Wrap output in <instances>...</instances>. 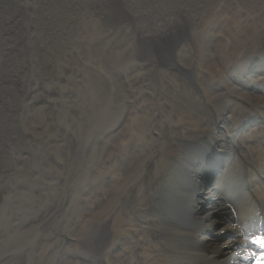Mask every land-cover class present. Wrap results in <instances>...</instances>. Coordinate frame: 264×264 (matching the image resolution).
I'll return each instance as SVG.
<instances>
[{"label":"bare ground","instance_id":"obj_1","mask_svg":"<svg viewBox=\"0 0 264 264\" xmlns=\"http://www.w3.org/2000/svg\"><path fill=\"white\" fill-rule=\"evenodd\" d=\"M112 1L125 2V0ZM141 2L143 0L136 2L135 14H127L124 9L120 10L114 5L116 12L113 19L126 22L128 19L131 21L133 18H140L141 22L138 20L134 22L137 23L139 31L143 32L137 45L146 57L154 60L158 70L156 72L163 83L160 84L163 89L158 97L167 117L162 121L161 130L163 132L169 130V135L163 143H160L156 151L149 154L143 150L138 162L146 161V163L137 173L128 176L127 172H122L117 180L114 176L112 179L115 183L105 191L110 194L119 192L121 201L127 200L126 195L131 191L140 192L137 194L133 192L132 200H127L129 208L136 200L130 212L127 208H122L123 223L126 232L130 235L134 233L135 228L131 224L133 217L143 214L142 225L136 226V232L146 238V243L140 239L137 241L138 245L131 243L127 251L128 262L133 257L138 264H165L163 255L157 259L155 249L150 248L153 245L151 241L157 239V236H164V233L156 225L158 220L153 217L150 220L149 216L152 211H167L171 214V218L159 219L166 220L165 225L168 230L173 231L169 237L175 239L177 247L185 254L195 257L192 264H210L209 256L220 251L224 262H233L240 253L251 252L260 258L256 264H262L264 252L255 254V247L250 244L252 240L247 237L250 236L249 232L253 228L256 229V235L257 233L261 235L264 230V180L255 179L256 181L249 185L244 173H247L249 160L259 163L257 166H260L264 173V0H145L144 5ZM225 3H227L226 9H224ZM91 6L92 4L87 0H0V187L2 188L0 206L11 205L0 212L5 220L4 223L6 221L9 223L11 219L15 220L17 214L12 215V210L26 203L25 201L22 204L24 202L22 195L26 194L29 185L34 184L35 180L40 183L37 190H32L36 196L32 205L28 207L29 211L20 213L19 219L15 220H21V225L17 227L23 231L26 228L36 230V233L41 232L46 227L48 229L52 226L50 220L58 223L62 216L65 203L63 200L66 196L62 197L60 202L59 198L53 200L54 203L50 207L48 201L40 202L36 206L38 204L36 200L44 199L46 194H50L47 193L48 188L55 189L59 183L51 177L55 170L58 172L62 169L61 164L56 161L54 154L52 160L49 159L44 149V157L53 163L52 169L37 171L28 166L33 150L48 146L53 148L52 144L56 140L50 135L46 134L44 136L46 141H43L37 140L34 134L41 124L38 121L56 123L54 113L63 98L58 97L60 94L52 90L46 94L42 93L44 82L46 80L49 82V75H54L52 72L55 69V63L48 57V51L46 53L43 51L50 45V48L58 50L59 43L72 36L70 25L73 22L77 23V19H83L85 12L88 13ZM97 13L100 15L101 11L98 10ZM150 17L154 19L149 21ZM221 18L223 23L219 21ZM68 43L69 39L63 42L65 47ZM138 46H134V50ZM195 63H197L196 72L200 84L198 90L195 89V93L189 95L185 90L186 83L191 82L189 75L193 74L190 70ZM173 74H178L176 78H180V83L168 79L167 76ZM219 74L222 77L220 80L217 78ZM53 75L51 77L55 80ZM58 83L63 84L57 81L56 85ZM175 84H179L178 87ZM52 85L55 86L53 83ZM62 93L66 95V91ZM112 96L116 99V94ZM192 101L202 103L200 107L212 108L215 112L214 117L208 115L206 111L192 112L190 109L193 106ZM41 105L43 107L38 110H51V113L39 120L37 115L33 118L28 117L35 106ZM113 108L119 107L113 106ZM100 110L95 106V111L105 115V112ZM108 114L114 115L110 112ZM24 115V122L30 124V132L28 129L25 132L17 130V120ZM27 117L32 120H27ZM133 124L134 119H131V125L120 130L118 137L112 139L106 147L108 145L111 147L113 141L118 143L121 137L130 132ZM219 125H228L231 127L228 133H236L239 147L234 152H231L224 142L218 147L217 144L204 145L199 141L200 137L211 135L212 129ZM40 127L43 128L42 124ZM245 127H248V130L241 132ZM146 129L148 130L149 127L146 126ZM147 134L149 138H142L140 142L150 147L156 143L154 139L152 140L155 136L153 129H149ZM227 137L228 135H225V138ZM233 138L235 139L234 135ZM69 141L73 143V140ZM169 141H172L173 147L178 151L184 148L185 152L190 151L191 155L185 163V170L178 173V180L171 187L169 183L168 188L165 189L159 183L164 179L171 163H176L178 159L174 150L168 151ZM245 142L253 150V157L245 150L248 148L241 149V143ZM60 144L61 141L56 142V145ZM117 155L121 156L120 152L116 154L113 152L101 167L111 164L114 166L119 160ZM217 156L225 157V162L222 160L219 163L220 169L211 172L212 178L220 173L215 184L211 186L216 187L217 195L227 199L223 200V207L236 218L225 221L218 230L231 229L227 239L220 244L206 242L205 245L204 230L214 229L215 222L208 210L196 211L193 181L204 179L205 170L210 169ZM155 161L158 162L157 171L152 170ZM23 170L27 171L25 179L29 178L25 185H20L19 182L11 188L12 190L3 188L15 183V179L21 176ZM151 171L154 172L151 178L143 179V174H147L148 177ZM54 177L57 178V175ZM139 179L141 183L149 180L141 190ZM210 190L215 191V189ZM15 192L21 203L10 204V196ZM56 202L58 204L55 206ZM73 205L70 207L71 212ZM245 209L247 214L242 217ZM210 211L213 212L212 209ZM27 221L31 223L22 225ZM3 228L2 225L0 230ZM107 237V233L104 235L96 233L95 238L91 236L89 239L90 244L101 246L100 243H103ZM35 244L42 245L46 250L52 243L47 244L44 236H39ZM52 247L51 245L49 249L51 250ZM160 249L164 254L165 249ZM66 255L68 256V253Z\"/></svg>","mask_w":264,"mask_h":264},{"label":"rangeland","instance_id":"obj_2","mask_svg":"<svg viewBox=\"0 0 264 264\" xmlns=\"http://www.w3.org/2000/svg\"><path fill=\"white\" fill-rule=\"evenodd\" d=\"M137 1L141 0H125L123 3L119 1L114 3L112 0H87V2L92 4L90 11L88 13L85 12V18L77 19V23L73 22L70 25L72 31L70 35L72 36L63 40V42H67L69 39L68 46L65 47V44L61 42L59 43L61 48L59 47L58 50L53 47L50 48V45L43 51V53L48 51V57L55 63L54 71L50 70L54 73V75H51H53L55 80L49 75V82L47 80L44 82L42 93L46 94L52 90V92L60 94L58 97L63 98H61V105L54 113L56 123L38 121L43 128L40 127L41 124L36 123V125H39V130L35 132L34 136L37 137V140L46 141L44 136L47 134L54 138L56 142L61 141V144L56 145V142H53V144L51 143L53 148L48 146L36 151L33 150L28 166L37 171L51 170L53 163L50 160H46L43 151L46 149L48 158L51 160L54 154L62 169L58 172L55 170L51 178L59 181V183L55 186V189L48 188L47 193L49 192L50 194H46L44 199H37L38 204L36 203V206L40 202L48 201L47 203L50 207L54 203L52 202L53 200L59 198L60 202V199L66 196L63 200L65 203L58 223H53V220H50L52 226L48 229L46 227L38 233H36V230H27L26 228H24V231L20 230L17 226L21 225L22 222L21 220H15L19 219L20 213L29 211L28 207L32 205L36 196L32 190H37L40 185L37 180H35L34 184L31 183L29 185L30 188L25 191L26 194L22 195L24 198L22 204L25 201L26 203L22 206H17L18 208H15V212L12 210V215L17 214L14 217L15 220L11 219L9 223H6L7 221L4 223L5 220L0 215V227L2 225L4 227L0 230V264H138V261L133 257L128 262L127 251L131 243L134 242L138 245V239L146 243L145 236L136 232V226L142 225L143 214L133 217L131 224L135 228L132 235L126 232L122 219V208L125 207L130 212L136 204V200H134L133 205L129 208V201H127L132 200L131 196L134 191L127 193V200L123 201H121L119 192L105 193L107 189L112 187L111 184L115 183L114 179H112L114 176H116L117 180L122 172H127L128 176H133L134 172L137 173L146 163V161L144 163L138 162L143 150L149 154L154 150L156 151L160 143H163L169 135V130L165 132L161 130L162 121L167 117L164 109L161 108L162 102L158 97L163 89L160 84L163 83H161L159 74L156 72L158 70L155 67L154 60L146 57L137 45L142 38L143 32L139 31L137 23L134 22L137 20L141 22L140 18H133L131 21L128 19L126 22L113 19L114 12H116L113 8L114 5L118 6L120 10L124 9L127 14H135L134 8ZM144 2L145 0L141 3L144 5ZM226 4L224 9H226ZM98 10L101 11L100 15L97 13ZM150 18L149 21L154 19L153 17ZM224 19L226 20V18ZM219 21H222V18ZM31 33L33 34L34 31ZM134 46H138L139 49L135 48L134 50ZM196 69L197 63L190 70V73L193 74L192 76L189 75L191 82L187 81L186 83L187 89L185 90L189 95L192 92L195 93L194 90H198V85L200 84ZM258 71L263 70L258 69ZM177 76L178 74H173L167 77L175 81V83H180V78H176ZM217 78L220 80L222 78L221 74ZM230 80L231 78L229 77ZM57 81L63 84L58 83V86L56 85ZM178 85L175 84L177 87ZM64 91H66L65 96L62 93ZM112 94H116V99L113 98ZM191 103L193 105L190 108L192 112L199 111L204 113L206 111L208 115L214 117L215 112L209 106H206V109V107H200L202 103L196 101ZM39 104L41 103L39 102ZM101 104L103 105L101 106ZM95 106L103 110L105 115L95 111ZM113 106L119 108H113ZM41 107L43 105L35 106L34 110L31 111L32 116L28 117L33 118L34 115H37V120H39L44 119L46 115L51 113V110H38ZM109 112L114 115L108 114ZM28 117L26 119L31 121L32 119ZM131 119H134V124L130 132L121 137L118 143L113 141L112 148L109 145L106 147L112 139L118 137L117 134L120 130L131 125ZM24 120L25 115L18 118L16 123L17 130L25 132L28 129V132H30V124L29 122H24ZM233 125L234 123L232 127ZM146 126L149 129H153L155 134L152 140L154 139L156 143L150 147L140 142L142 138H149L147 134L149 129L147 130ZM230 130L231 127L228 125L215 126L210 133L211 135L202 136L199 141L204 145L217 144L218 147L221 142H224L227 145L226 147L231 152H234L239 147V141L236 133H228ZM246 130H248V127L242 129L241 132ZM225 135H228V137L225 138ZM69 140H73V143ZM171 142L169 141L170 149L168 151L174 150L178 155V159L176 163H171L165 172L164 179L159 183L165 189L168 188L169 183L171 187L178 180V173L183 171L186 166L185 163L191 155V152H185L184 148L182 151H178ZM242 148H248L245 150L253 157V150L250 149L246 142L244 144L241 143ZM113 152L115 154L120 152L121 155H117L119 160L117 161L116 159V164L114 166L111 164L101 167L104 162L108 161ZM224 158L217 156L210 165L209 173L207 169L205 170L204 179L202 181L198 179L197 182L193 181V200L196 202V211L203 212L208 210L212 215L213 222H215L213 224L214 229L208 228L204 230L205 245H207L206 242L220 244L227 239L232 230H218L225 221L236 218L232 213L224 209L222 202L226 198L217 195L216 187L211 186L215 184L220 173L214 178L210 174L220 169L219 163L222 160L225 162ZM157 163L155 161L152 170H158ZM257 165L259 163L252 160L248 161L247 173L244 174L249 185L256 180H260L259 178L264 180V173L261 171L260 166ZM153 174V171L150 172L148 177H146L147 174H143V179H149ZM20 175L19 178L15 179V183H10L8 187L3 188L12 190L11 188L19 182L20 185H25L26 181H29V178L25 179L27 171L23 170ZM55 175H57V178L54 177ZM148 182L149 180L141 183L139 179V189L141 190ZM0 189L2 188L0 187ZM210 189H215V191ZM137 193L140 192H134V194ZM12 197H16V199H11ZM20 200L15 192L10 196L9 203L14 204L17 202L19 204L21 203ZM198 201H201L202 205ZM57 204L56 202L54 205L56 206ZM71 205H73L72 212L70 209ZM10 206H0L2 208L0 212ZM68 206L69 208H67ZM37 212L40 213L39 211ZM242 213V217H244L247 214V210L245 209ZM152 217L158 220L156 225L164 233V236H157V239L151 241L153 245L150 246L151 243L149 244L151 250L155 249L157 259L163 255L165 264H187L189 262V264H192L195 257L185 254L177 247L178 244L175 239L169 237L173 231L168 230L165 225L166 220L159 219L171 218V214L167 211H152L149 219L151 220ZM26 223L31 222L27 221L22 225ZM96 233L108 234L107 239L100 243L101 246L98 247L94 244L91 245L89 240L91 236L95 238ZM257 234L260 235V233ZM39 236H44L47 244L52 243L53 247L51 250L49 249L51 245L44 250L45 247L42 248V245L35 244ZM247 238H250V236ZM259 238L261 239H258V242H264V230ZM250 239L254 240L253 238ZM33 245L34 247H32ZM136 245L133 247L136 248ZM160 248L165 249L164 254H162ZM67 253L68 256L66 255ZM249 253H240L233 262L229 263L221 259L220 251L216 254L212 253L209 256L211 259L209 261L210 264H241V256H246ZM252 255L255 257L253 264H256V261L258 262L260 258L254 254ZM261 260L264 261L263 259Z\"/></svg>","mask_w":264,"mask_h":264}]
</instances>
